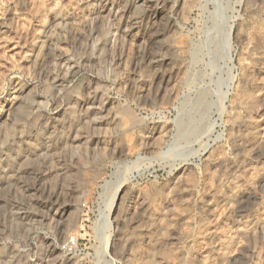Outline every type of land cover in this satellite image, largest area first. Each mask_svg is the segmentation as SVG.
<instances>
[{
    "label": "rangeland",
    "instance_id": "obj_1",
    "mask_svg": "<svg viewBox=\"0 0 264 264\" xmlns=\"http://www.w3.org/2000/svg\"><path fill=\"white\" fill-rule=\"evenodd\" d=\"M0 264H264V0H0Z\"/></svg>",
    "mask_w": 264,
    "mask_h": 264
},
{
    "label": "bare ground",
    "instance_id": "obj_2",
    "mask_svg": "<svg viewBox=\"0 0 264 264\" xmlns=\"http://www.w3.org/2000/svg\"><path fill=\"white\" fill-rule=\"evenodd\" d=\"M199 156L202 154L201 152H199V153H197ZM196 154V155H197ZM184 161H186V160H184ZM126 181V180H125ZM121 185H122V183H120ZM119 186V185H118ZM120 187V186H119ZM117 191V192H116ZM115 192V194H113V201H112V204H111V207H110V209H109V211H108V213L106 214V217L108 218L109 216H110V214H111V212H112V207H113V205H114V202H115V198H116V196H117V194H118V190H116ZM108 210V209H107ZM109 234V233H108ZM110 234L108 235V237H107V239H106V243H105V247H104V252L105 253H107L108 252V247H109V240H110ZM105 255H103V257H104Z\"/></svg>",
    "mask_w": 264,
    "mask_h": 264
}]
</instances>
